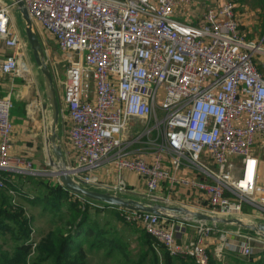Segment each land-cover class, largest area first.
<instances>
[{"label":"built area","instance_id":"2783aa9c","mask_svg":"<svg viewBox=\"0 0 264 264\" xmlns=\"http://www.w3.org/2000/svg\"><path fill=\"white\" fill-rule=\"evenodd\" d=\"M22 1L33 22L70 57L62 101L72 122L68 168L75 181L124 196L137 193L124 178L134 172L148 202L243 220H249L243 213L249 204L264 223V203L257 202L260 160L253 154L264 148V46L242 32L234 2L208 8L198 24H185L175 13L195 0ZM15 6L0 7V37L13 51L1 69L27 77L22 59L27 43L11 24ZM13 106L9 96L0 99V188L6 187L4 173L43 172L9 154ZM134 119L143 127L129 139ZM142 140L152 150L133 155L130 147ZM106 162L115 167V184H103L93 174ZM184 169L194 174L180 176ZM178 185L196 191L184 193ZM11 194L15 203L19 193ZM121 213L171 256L193 255L198 264H209L208 245L217 242L216 234L221 241L227 237L220 225ZM184 226L196 230L195 241L177 242ZM237 236L245 241L230 247L242 257L254 256L253 243L264 244V235L239 230ZM31 240L36 242L33 235Z\"/></svg>","mask_w":264,"mask_h":264},{"label":"crops","instance_id":"0c3cea01","mask_svg":"<svg viewBox=\"0 0 264 264\" xmlns=\"http://www.w3.org/2000/svg\"><path fill=\"white\" fill-rule=\"evenodd\" d=\"M227 1L235 3L236 17L240 22L242 32L248 39L250 35L261 33L262 27L264 26V10L261 6L262 0H195L190 3L182 4L175 13V18L185 24H198L202 20V17L208 8L220 9L226 5ZM8 3L11 5L13 4V1L11 0L7 2L6 5ZM10 16L12 26L19 32V34H21L27 43L23 51L25 54L22 59L28 65L29 75H27V77H21L3 73L1 67L6 58L12 55L13 51L5 46L3 37H0V99L9 96L14 104L12 111L13 132L10 137L9 154L13 158H17L22 162L32 163L36 169L45 170L44 168L51 165L53 158L54 161H56V157L50 143L52 111L47 99L46 86L43 76L34 61L30 45L28 44L24 34L25 22L17 7H13ZM40 39L44 48L45 44L48 43V46L49 44H51L52 47L55 45V47L59 50L56 41L48 32L44 31V29L40 34ZM261 41H264V36ZM58 97L61 106V117L58 128V134L61 138L59 144H61L67 163L69 164L70 155H73L74 153L69 138V130L72 127V122L64 109L62 96H60L59 92ZM142 127V120H132L130 122V128L126 133V137L133 139ZM263 149L264 148H262V150ZM145 150H152V147L145 140L140 142L135 141L130 147V151L133 155H140ZM253 154L260 160L259 188L261 191H258L257 193V202L264 203V152L260 153L253 151ZM93 174L98 176L103 184L111 185L117 183L118 181L115 167L110 162L104 163L99 169L95 170ZM179 174L180 176L189 175L191 177L194 173L193 171L184 169ZM44 177L48 176L44 175ZM124 178L128 186L137 191L136 194H128L126 197L146 202L147 198L144 193L146 189L140 175L127 171L124 173ZM176 189L184 191V193L186 191H196V189H187L180 185H178ZM163 191L170 190L164 189ZM24 206L25 209L29 211L26 205ZM243 209V213L247 219L253 222L258 221V219H256L258 213L254 207L249 204H244ZM188 228H191V230ZM226 228L231 230H227ZM220 229L221 232H225L227 234V237H234V242L236 244H239L237 241V238H239L237 236L239 230L245 234H250L244 232L243 229H239L231 225H220ZM196 237V230L193 227L186 226L183 232L178 235L177 242L181 244H188L195 241ZM139 249L140 251L144 250L141 246H139ZM208 250L209 252H212L213 257L217 260V262H222L224 260L225 253H223V251H219L218 248L217 250L215 249V251L213 243L208 245ZM232 251L236 253L235 255L237 257L240 255L238 251ZM175 261L176 262H174V264H185L181 261ZM262 261H264V254H256V256L254 255L250 258V260H247L249 264H261Z\"/></svg>","mask_w":264,"mask_h":264},{"label":"trees","instance_id":"16d2710c","mask_svg":"<svg viewBox=\"0 0 264 264\" xmlns=\"http://www.w3.org/2000/svg\"><path fill=\"white\" fill-rule=\"evenodd\" d=\"M3 176L8 179L6 187L0 189V264H89V253L100 250L106 251L108 257L120 253V264H149V259L150 264H174L175 260L198 264L193 255L171 256L142 228L127 223L120 208L103 203L100 204L105 206L104 209L94 208L88 203L91 200L77 197L48 177L10 173H4ZM12 190L19 193L15 203ZM21 198L30 207H41L44 213H60L63 208L66 213H60V225L52 227L45 236L33 243L30 241L34 234L35 218L28 215L25 206L19 203ZM91 210L97 214H112L117 220L142 232L139 246L144 250L140 251L138 260L122 253L127 250V246L117 231L101 228L96 220L92 222ZM6 246L10 249H5ZM32 252L37 253L34 259L29 256ZM209 253V264H218L212 252ZM234 257L237 258L236 255Z\"/></svg>","mask_w":264,"mask_h":264},{"label":"water","instance_id":"95a60500","mask_svg":"<svg viewBox=\"0 0 264 264\" xmlns=\"http://www.w3.org/2000/svg\"><path fill=\"white\" fill-rule=\"evenodd\" d=\"M12 1L18 8L25 22L24 34L28 41V44L30 45L34 61L43 76L46 86L47 99L52 111L50 143L56 157V161L54 164L58 167V171L55 170L49 173V176L51 175L57 177L63 187L67 191H70L72 194H76L91 201L103 203L108 206L117 207L133 212L150 213L162 218H174L182 221L187 220L193 222L211 223L221 226L231 225L239 229L264 235V223L262 222H253L250 220L246 221L239 218H224L220 216L209 215L206 213L195 212L191 209H188L187 207L169 206L161 203L139 201L134 198H128L110 194L107 192L91 190L75 181L70 174L68 163L62 146L61 144H59L61 141V138L58 134L61 117V106L57 94V87L53 71L51 70L47 62L43 44L34 28V22L28 12L27 7L22 0Z\"/></svg>","mask_w":264,"mask_h":264},{"label":"rangeland","instance_id":"374dc122","mask_svg":"<svg viewBox=\"0 0 264 264\" xmlns=\"http://www.w3.org/2000/svg\"><path fill=\"white\" fill-rule=\"evenodd\" d=\"M9 1H11V0H0V7L3 5H6V3ZM262 1H261V4H262L261 6L263 7V10H264V0H262ZM7 6H10V4L8 3ZM34 28H35V30H36L39 38H40V34L43 31L42 27L38 23L34 22ZM263 36H264V26L262 27L260 34L255 33L253 35H250L249 39L252 41H255L256 43H262V45L264 46V41H261L263 39ZM44 50H45L47 62L49 64L51 70L53 71L57 90H58L60 96H62V83L66 79L65 73L69 67V58L70 57L68 54H65V53L61 52L60 50H58L55 47V45L52 47V45L49 44V46H48V43L45 44ZM263 150L260 147H256V149L254 151L263 153L264 152ZM54 163H55V161L53 158L51 165L48 166L46 170H42L43 172H41V175L48 176V178L50 180H52L54 182H58L57 177L51 176V175L49 176V173H51L55 170L58 171V167L55 166ZM68 167H69V164H68ZM23 175H27V174H23ZM27 176H30V175H27ZM0 189H2V188H0ZM124 196H128V195H124ZM19 203L26 205V207L29 209L28 215L33 216L35 218L34 225H33L34 226L33 237L37 241H38V239L40 240V238L42 236H45L52 229V227L55 228V226L57 227L58 225H60V222H59L60 215L66 213L65 208L60 210L61 214L59 212H57L55 214H51L48 212L44 213V211L41 207H29L27 202L23 198L19 199ZM91 211H92V222L96 220V221H98V224L101 228L110 229L111 231L112 230L117 231L119 233V238L127 246V250L122 252V253L123 254H129L135 260H138V257L140 256V253H141L140 249H139V240L142 237V232L138 231L135 227L126 225L123 222L117 220L116 218L113 217L112 214L111 215L110 214H97L95 210H91ZM188 229L191 230V228H188ZM226 229L231 230L228 228H226ZM220 238H221V235L219 236L218 234H216L213 237V239L217 241L216 243H213L214 244V250L215 249L217 250V248H218V249L222 250L223 253H225L224 260L222 262H218V264H249V262H247L246 259L250 260V257H245V256L242 257L241 254L237 258L234 257L236 253H234L230 247L232 244H236L234 242V239H235L234 237H231V238L228 237L227 238L226 236H224L222 241ZM240 240H244V239H238L237 238L238 242ZM252 247H253V249H255V251H254L255 256H256V254L261 253V250H264V244L263 243H253ZM8 248L9 247L6 246L5 249H8ZM229 253H232V254H229ZM29 256L31 259H34L37 256V253L32 252ZM121 260H122V255L120 253H118V254L116 253L115 255L108 257L106 251H103V250L90 252L89 258H88L89 264H120ZM243 261H245V262H243ZM148 263L150 264V259H149ZM261 264H264V261H262Z\"/></svg>","mask_w":264,"mask_h":264},{"label":"bare ground","instance_id":"6f19581e","mask_svg":"<svg viewBox=\"0 0 264 264\" xmlns=\"http://www.w3.org/2000/svg\"><path fill=\"white\" fill-rule=\"evenodd\" d=\"M26 73H27V75H28V74H29V71H27ZM246 221H248V220H246Z\"/></svg>","mask_w":264,"mask_h":264}]
</instances>
